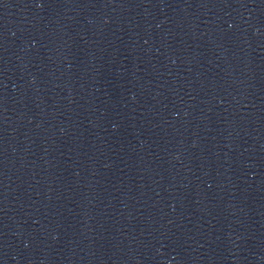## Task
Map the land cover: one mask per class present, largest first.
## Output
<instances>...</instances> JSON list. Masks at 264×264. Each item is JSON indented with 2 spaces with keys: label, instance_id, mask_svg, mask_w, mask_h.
I'll return each mask as SVG.
<instances>
[{
  "label": "water",
  "instance_id": "water-1",
  "mask_svg": "<svg viewBox=\"0 0 264 264\" xmlns=\"http://www.w3.org/2000/svg\"><path fill=\"white\" fill-rule=\"evenodd\" d=\"M0 264H264V0H0Z\"/></svg>",
  "mask_w": 264,
  "mask_h": 264
}]
</instances>
